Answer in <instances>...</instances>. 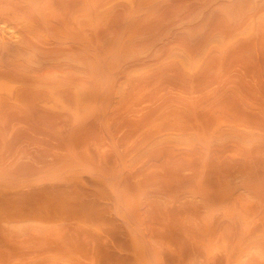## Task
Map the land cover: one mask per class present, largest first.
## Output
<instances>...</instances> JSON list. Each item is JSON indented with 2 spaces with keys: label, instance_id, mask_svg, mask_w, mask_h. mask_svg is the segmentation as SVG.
Masks as SVG:
<instances>
[{
  "label": "bare ground",
  "instance_id": "bare-ground-1",
  "mask_svg": "<svg viewBox=\"0 0 264 264\" xmlns=\"http://www.w3.org/2000/svg\"><path fill=\"white\" fill-rule=\"evenodd\" d=\"M0 264H264V0H0Z\"/></svg>",
  "mask_w": 264,
  "mask_h": 264
}]
</instances>
